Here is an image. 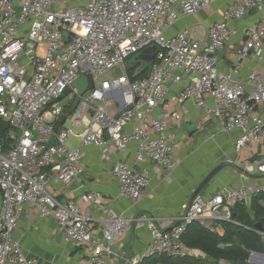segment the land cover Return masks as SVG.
I'll list each match as a JSON object with an SVG mask.
<instances>
[{
  "label": "built area",
  "instance_id": "obj_1",
  "mask_svg": "<svg viewBox=\"0 0 264 264\" xmlns=\"http://www.w3.org/2000/svg\"><path fill=\"white\" fill-rule=\"evenodd\" d=\"M223 1L0 0V123L9 126L4 134L9 148L0 139V264H40L15 238L26 205L54 218L64 240L85 250L88 264H145L192 255L183 241L189 227L199 224L220 236L224 224H236V205H250L264 194L263 181L214 197L199 195L182 206L183 215L170 230L143 214L137 219L149 233L146 250L129 257L115 254L113 247L137 219L108 211L98 219L100 237L89 210L103 205L101 192H88L76 203L50 191L55 183L70 187L81 181L84 148L100 150L103 159L110 148L124 154L134 148V163L119 162L114 174L120 197L141 202L150 174L138 164L150 162L172 172L177 143L169 120L184 122L190 105L202 112L203 123L215 118L223 132H241L237 153L264 144V123L257 114L264 104V74L253 72L242 80L240 64L228 72L218 65L219 53L239 34L232 23L254 9L262 26L246 31L238 58L264 60V0H234L208 29L176 28L182 19ZM152 46L159 48L154 64L146 76L132 80L127 62ZM118 68L122 75L109 76ZM83 76L92 77L95 88L80 97L76 112L60 127L79 96L73 84ZM172 88L178 89L175 109H170ZM68 90L63 108L59 99ZM72 137L79 139L78 147L69 145ZM256 165L264 173V161ZM255 232L264 241V232ZM232 247L219 244L222 250Z\"/></svg>",
  "mask_w": 264,
  "mask_h": 264
},
{
  "label": "crops",
  "instance_id": "obj_2",
  "mask_svg": "<svg viewBox=\"0 0 264 264\" xmlns=\"http://www.w3.org/2000/svg\"><path fill=\"white\" fill-rule=\"evenodd\" d=\"M233 1L224 0L216 3L220 5L217 11L210 10L212 5L198 15L184 18L178 22L176 28L202 25L208 29ZM232 25L239 29V34L219 53L220 70L228 72L240 64L239 78L242 80L253 72L264 74V60L259 61L253 56L241 61L238 58V53L244 45L246 31L262 26L260 13L257 9L251 10L243 20ZM177 90L172 88L170 109L177 107L174 98ZM208 101L211 103L212 98ZM161 113L162 109L156 115ZM257 114L264 123V104L257 107ZM169 126V133L177 143L173 170L168 173L150 162L138 164L140 170H147L150 174V184L141 202L135 204L120 197L119 181L114 174L119 162L134 163V148L125 154L110 148L106 159L102 158L100 150L84 148L82 160L84 170L81 181L70 187L55 183L50 191L63 202L76 203L88 192H101L104 196L103 205L90 207L89 212L98 235L102 237V225L98 219L103 218L108 211H113L117 215L124 214L133 219L147 214L155 217L163 228L170 230L183 215L182 206L193 201L197 196L214 197L237 189L243 184L264 181V173L259 172L256 165L257 162L264 161V144H252L244 148L240 154L237 153L236 146L241 132L239 130L223 132L221 122L215 118L203 123L202 112L192 105L184 122L178 123L171 119ZM70 139L74 141L71 147L79 146L77 137ZM247 166L251 167V170H246ZM81 184L84 186L82 189ZM1 202L0 190V209ZM259 202L264 207V201ZM247 207L253 215L251 204ZM83 208L87 207L83 206ZM224 226L220 237L225 234ZM15 238L20 241L25 255L28 258L38 259L40 264H88L85 250L76 244L67 243L56 220L52 217H41L31 205H26L19 217ZM148 238L146 226L137 219L125 235L117 240L113 247L114 253L120 256H137L146 250ZM192 255L205 262H214L200 251H192ZM113 263L117 264L115 261ZM253 264H259V260H255Z\"/></svg>",
  "mask_w": 264,
  "mask_h": 264
},
{
  "label": "trees",
  "instance_id": "obj_3",
  "mask_svg": "<svg viewBox=\"0 0 264 264\" xmlns=\"http://www.w3.org/2000/svg\"><path fill=\"white\" fill-rule=\"evenodd\" d=\"M129 72L132 80L144 77L148 74L149 67L141 63L133 64ZM141 68V72L135 76V72ZM6 148H9L8 142H5ZM260 200L264 201V194L255 198L251 203L250 214L247 205L238 204L233 208V218L236 224H225V234L223 237L211 234L198 224L188 228L183 241L186 247L192 251H200L204 255L213 259L210 264H238L239 262H248L252 253H264V241L256 230V225L261 224L264 228V207L260 205ZM232 243L233 247L226 250L219 248L220 243ZM173 263V264H209L193 255L186 256L183 259L172 260L169 258L154 259L149 264L155 263Z\"/></svg>",
  "mask_w": 264,
  "mask_h": 264
},
{
  "label": "water",
  "instance_id": "obj_4",
  "mask_svg": "<svg viewBox=\"0 0 264 264\" xmlns=\"http://www.w3.org/2000/svg\"><path fill=\"white\" fill-rule=\"evenodd\" d=\"M158 52H159V48L157 46H152V47L144 50L142 53H140V54H138L132 58L133 59L135 58L136 62L141 63L142 65H144L146 67H150L151 65L154 64ZM131 59L126 64V70L127 71H130L134 67L131 65ZM86 80H87V85L84 88V90L82 92H79V96H77L75 98L71 107L68 108L64 112V114L62 115V118L60 121V127H62L64 125V123L66 122V120L69 116L73 115L76 112V110L80 104V97L84 96L86 93H88L89 91H91L95 88V82H94L92 77L87 76ZM69 93H70V90H68L59 99V101H63L69 95ZM8 128H9V126L7 124L0 123V139L2 140L3 144H5L4 134H5V131L8 130ZM256 230H258L260 232H264V228L260 223L256 225ZM257 259L259 260V264H264V253H253V255H251L250 260L248 262L241 261L238 264H253V262Z\"/></svg>",
  "mask_w": 264,
  "mask_h": 264
},
{
  "label": "rangeland",
  "instance_id": "obj_5",
  "mask_svg": "<svg viewBox=\"0 0 264 264\" xmlns=\"http://www.w3.org/2000/svg\"><path fill=\"white\" fill-rule=\"evenodd\" d=\"M219 7H220V5L215 4V5H213V6L210 8V10H211V11H217V10L219 9ZM131 63H133V64L136 65L138 62L135 61V58H134V59L132 58V59H131ZM122 74H123L122 70H121L120 68H118V69L114 70L111 74H109V76H112V75H114V76H120V75H122ZM86 85H87L86 76H83V77L79 78V79L73 84V87L76 88L77 90H79L80 92H82V91L84 90V88L86 87ZM67 104H68V100H63V101L61 102V107L64 108ZM67 126H70V120L67 122ZM75 132H76V133H81L82 130H81V128H79V129H76ZM73 142H74L73 139H70V143H69V145L71 146V145L73 144ZM209 264H210V263H209Z\"/></svg>",
  "mask_w": 264,
  "mask_h": 264
}]
</instances>
